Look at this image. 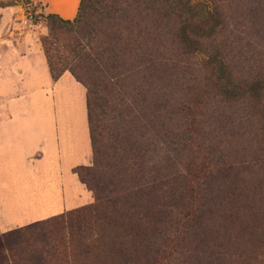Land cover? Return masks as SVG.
<instances>
[{
	"label": "rangeland",
	"instance_id": "rangeland-1",
	"mask_svg": "<svg viewBox=\"0 0 264 264\" xmlns=\"http://www.w3.org/2000/svg\"><path fill=\"white\" fill-rule=\"evenodd\" d=\"M94 1L99 13L88 11L80 26L50 18L43 0H0V66L34 47L35 78L24 74L20 85V93L35 87L42 95L29 111L34 129L85 131L90 125L80 101L86 88L54 87L49 57L61 73L80 65L75 58L89 47L111 51V93L106 107L96 109L101 127L95 130L100 143L111 146L118 209L132 211L128 206L138 197L147 215L134 230L111 228V264H264L263 102L209 87L214 71L182 47L176 33L185 15L171 0ZM190 1L220 17L201 48L220 51L227 76L239 86L264 81V0ZM6 87L0 84V96L12 93ZM1 100L0 130H29L13 104L8 109ZM20 113L28 117L26 109ZM59 143L41 150L54 156L45 185L34 183L29 192L17 175L11 190L0 189V232L94 201L73 172L91 163L92 146L85 139L74 160L75 145ZM192 187L196 198L189 197ZM41 209L52 214L31 213ZM94 261L99 257L88 255L73 264Z\"/></svg>",
	"mask_w": 264,
	"mask_h": 264
},
{
	"label": "trees",
	"instance_id": "trees-1",
	"mask_svg": "<svg viewBox=\"0 0 264 264\" xmlns=\"http://www.w3.org/2000/svg\"><path fill=\"white\" fill-rule=\"evenodd\" d=\"M171 1L185 15L176 33L182 47L187 53L199 54L207 68L214 71V81L209 82V87L230 98L259 100L264 107V81L239 86L227 76L222 53L203 50L200 46L202 41L216 33L220 25L218 11L212 7L203 8L190 0ZM95 3L94 0H81L77 15L72 20H62L54 14H49V17L66 24L84 26L87 24L88 11L99 13ZM97 33L103 34L100 30ZM75 59L81 64L69 66L68 72L86 88L92 157L91 163L78 165L73 172L92 193L94 201L77 209L0 232V264H73L88 255L99 257V262L94 261L93 264H111V228L117 230L125 226L126 230H134L138 226L136 221L147 217L143 212L144 205L138 197L139 203L136 202L135 197V203L128 206V209L133 210L125 214L129 220L127 223L123 221L125 215L118 209L121 201L118 180L114 175L111 176V167L115 166L111 163V146L101 144L95 130L101 127L96 123V109L106 107V95L111 93V51L107 48L93 51L89 47L88 51L80 52ZM49 66L55 80L66 71L55 73L50 57ZM117 169L116 166L114 171L119 172ZM193 192L194 187L189 189V197L196 198Z\"/></svg>",
	"mask_w": 264,
	"mask_h": 264
},
{
	"label": "crops",
	"instance_id": "crops-1",
	"mask_svg": "<svg viewBox=\"0 0 264 264\" xmlns=\"http://www.w3.org/2000/svg\"><path fill=\"white\" fill-rule=\"evenodd\" d=\"M34 49V47L29 46L27 47V50L25 52L26 54L23 58H20L19 53L18 55L15 54L12 57L10 63L2 62L0 66L1 86L5 85V87L7 86V89L9 87L12 89L11 94L8 93V95L0 96V98L2 99L1 102L5 106H7L8 109L10 108L8 105L12 103L13 109L19 111L20 122L21 119L24 122L27 121L28 124L24 127L29 128V130H20L19 128H22V126H18L19 128L17 127L16 130H0V189L3 191H8L12 189V185L15 181L14 176L17 175L20 176L18 181H20L21 184H24L25 188L29 192L33 190L32 187L34 183H36L38 186L45 185L47 183L46 176L49 172V166L51 164L50 160H52L54 156L49 151H41L46 145L51 148L53 144H58L59 142L60 145L62 144V142L68 144L69 139V141L72 143V146L74 147L75 145V157L73 158L74 160L80 158V145L82 142H84L85 139L87 142V146L91 147L89 128L85 131L44 130L41 128L38 130L34 129L36 122L30 117L29 111H33L35 109V102H37L38 99L41 100L42 95L36 93L35 87L27 89L26 91H24V93H20V85H24V83H22L21 77L24 78V74H26V79L28 80L30 77L33 76L35 78L36 75L37 67L35 63L36 54L34 53ZM42 58L43 60H41V62H44V67H42V64L39 65L44 70V81L49 82L46 78V66L44 60L45 57L41 54L40 59ZM34 78L33 81L35 80ZM60 85H64L66 91L68 92H73L74 89L77 88V85H80L82 89H84V87L79 82H77L76 79L68 71H65V73L63 72V75H61L54 82V87L59 88ZM66 98L68 99L69 97L66 96ZM73 99H75V97H71L70 101H73ZM80 102L82 105V109L85 110V116L87 119L86 99L82 97ZM26 104L28 105L26 106ZM23 109H26L28 112V117L26 119L24 118V116L26 115L20 113V111ZM38 122L40 123V125L44 123V121ZM3 123H5L4 119L1 118L0 125ZM57 134L64 135L65 137L61 141L59 138V142H54V140L52 142L51 138ZM30 176H36V178L38 177L39 180H36L35 178L33 180H30ZM39 189L40 188H38V190ZM40 191H43L44 193H50L49 189L46 192V188ZM30 196L32 195H23L25 199H28ZM47 196L51 198L49 194ZM31 213L42 215L52 214L46 209L36 211L33 210L31 211ZM45 218L46 217H43L41 219ZM18 227H20V225H18Z\"/></svg>",
	"mask_w": 264,
	"mask_h": 264
},
{
	"label": "bare ground",
	"instance_id": "bare-ground-1",
	"mask_svg": "<svg viewBox=\"0 0 264 264\" xmlns=\"http://www.w3.org/2000/svg\"><path fill=\"white\" fill-rule=\"evenodd\" d=\"M52 3L50 11L60 14L63 18H73L79 0H46Z\"/></svg>",
	"mask_w": 264,
	"mask_h": 264
},
{
	"label": "water",
	"instance_id": "water-1",
	"mask_svg": "<svg viewBox=\"0 0 264 264\" xmlns=\"http://www.w3.org/2000/svg\"><path fill=\"white\" fill-rule=\"evenodd\" d=\"M43 1L46 2L47 10L49 11V13L55 14V15L59 16V17L62 18V19L70 20V19H74L75 16L77 15V12H78L79 5H80V1H81V0H79V2H78V7H77L76 13L74 14L73 18H63L60 14H58V13H56V12H53V11H50L49 9L51 8L52 3H51L50 1H46V0H43Z\"/></svg>",
	"mask_w": 264,
	"mask_h": 264
}]
</instances>
